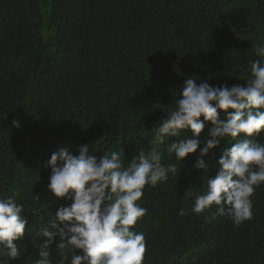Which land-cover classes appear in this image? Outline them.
<instances>
[{
    "label": "trees",
    "instance_id": "16d2710c",
    "mask_svg": "<svg viewBox=\"0 0 264 264\" xmlns=\"http://www.w3.org/2000/svg\"><path fill=\"white\" fill-rule=\"evenodd\" d=\"M257 45L264 0H0V199L23 205L29 221L14 241L20 258L9 260L0 246V264H34L39 230L70 203L48 191L44 164L59 146L78 155L82 145L97 157L118 151L125 166L151 148L164 166L175 164L176 175L146 185L137 202L147 209L133 228L145 238L142 264H264V183L251 197L252 219L240 226L215 205L191 211L222 150L244 134L224 137L205 172L193 166L199 149L183 162L167 153L171 139L187 138L183 131L153 142L185 79L242 85L250 63L264 61ZM249 139L264 143V131ZM49 251L59 264L61 250ZM63 251L71 264L72 252Z\"/></svg>",
    "mask_w": 264,
    "mask_h": 264
},
{
    "label": "clouds",
    "instance_id": "9594fccd",
    "mask_svg": "<svg viewBox=\"0 0 264 264\" xmlns=\"http://www.w3.org/2000/svg\"><path fill=\"white\" fill-rule=\"evenodd\" d=\"M255 51L264 58V45H257ZM250 69V79L231 87L185 79L174 109L159 121L153 141L164 144L165 138L179 137L183 131L187 138L171 139L167 153L183 162L199 149L193 166L205 172L206 158L224 137L244 134L222 150L216 174L207 179V190L195 195L191 208L200 214L215 205L235 226L252 219L251 197L264 183V143L249 139L264 131V61H252ZM208 125L211 127L201 145V133ZM77 151L78 155L69 146H59L44 164L51 170L48 191L70 203L59 207L48 226L39 230L43 241L34 264H51L49 248L53 244L61 250L59 264L68 260L65 249L72 252L71 264H142L146 242L143 233L133 228L147 209L137 202L146 185L155 187L167 181L169 174L176 175L175 164L164 166L162 154L155 148L141 150L127 166L118 151H105L99 157L91 154L87 145ZM193 195L190 189L185 193L186 197ZM23 211V205L11 198L0 199V246L11 261L20 258L14 241L24 238L29 223ZM178 214L184 216L187 210L181 208Z\"/></svg>",
    "mask_w": 264,
    "mask_h": 264
},
{
    "label": "bare ground",
    "instance_id": "6f19581e",
    "mask_svg": "<svg viewBox=\"0 0 264 264\" xmlns=\"http://www.w3.org/2000/svg\"><path fill=\"white\" fill-rule=\"evenodd\" d=\"M218 216V215H217Z\"/></svg>",
    "mask_w": 264,
    "mask_h": 264
}]
</instances>
